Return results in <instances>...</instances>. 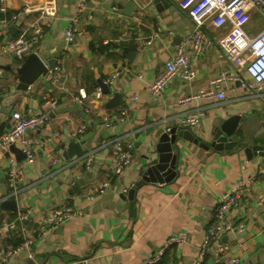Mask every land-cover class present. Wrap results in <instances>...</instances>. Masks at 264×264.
I'll list each match as a JSON object with an SVG mask.
<instances>
[{"label": "crops", "instance_id": "crops-1", "mask_svg": "<svg viewBox=\"0 0 264 264\" xmlns=\"http://www.w3.org/2000/svg\"><path fill=\"white\" fill-rule=\"evenodd\" d=\"M172 1L158 13L150 0H87L68 43L64 32L76 14L77 0H57V13L35 49L45 65L52 59L55 65L25 91L17 89L23 61L0 53V135L10 128L15 111L25 117L50 112L48 121L23 135L34 155L32 163L0 152V203L9 199L16 206L14 211L0 210V223L15 225L0 235V249L33 241L0 264H27L30 259L37 264H141L160 250L155 264H196L203 247L201 264H228L232 257L239 259L238 264H264V157L248 160L237 149L216 151L178 136L175 177L138 186L132 212L129 209L127 193L141 178L147 158L156 156L155 142L168 128L183 130L178 127L183 114L202 109L197 126L189 131L207 141L219 117L264 108V87L261 97H255L232 80L221 84L227 102L180 103L207 89L224 67L215 45L191 61L192 80L174 77L158 96L151 95L150 83L193 29L180 0ZM128 3L133 6L126 11ZM8 5L0 20L19 8L18 0H8ZM262 23L252 12L247 32L253 35ZM22 25L0 23V41L14 38ZM204 29L212 38L223 31L210 21ZM115 72L116 78L107 84ZM100 83L109 86L108 94L102 93ZM81 96V103L76 102ZM116 139L132 144V160L120 174L109 175L111 144ZM73 144L79 145L82 155H76ZM14 147L21 150L24 145ZM17 164L23 178L14 190L7 172ZM248 180L252 183L229 214L235 229L204 245L219 195ZM64 207H71L74 215L38 235L39 220ZM183 232L188 233L184 243L167 245L170 237Z\"/></svg>", "mask_w": 264, "mask_h": 264}, {"label": "built area", "instance_id": "built-area-1", "mask_svg": "<svg viewBox=\"0 0 264 264\" xmlns=\"http://www.w3.org/2000/svg\"><path fill=\"white\" fill-rule=\"evenodd\" d=\"M18 2L19 8L11 12L8 19L0 20V23L23 25L20 26L18 34L14 38L0 41V53L23 61L28 54L36 53V46L44 35V29L50 26L53 17L57 13L58 5L57 0H18ZM86 2L87 0H77L76 14L64 32L68 43L74 39V35L78 30ZM8 6V0H0V14H5ZM179 7L188 14L193 29L184 42L177 47L175 53L165 61L162 71L150 83L149 92L151 95L158 96L174 77L186 81L192 80L195 71L191 66V61L203 54L210 46L215 45L224 59V67L211 79L210 86L207 89L198 90L193 95L181 100L180 103H188L190 99L227 102L225 90L221 87L222 82L225 80L236 81L241 87L248 89L252 96L261 97L260 91L264 87V25L259 30L256 29L253 35L247 32L246 25L252 12H255L264 22V0H180ZM208 21L211 22L212 27L223 29V31L212 38L204 29ZM117 74V72L112 73L106 79V83L111 84ZM82 98V96L76 97L75 101L81 103ZM120 113L124 115V110L121 109ZM202 115V109L189 111L178 119V127L187 130L193 129L197 126ZM49 117L50 112L26 117L20 112H13L10 128L0 135V152L9 151L10 147L22 143L24 145L21 149L25 154L24 161L32 163L34 155L26 147L27 141L23 139V135L27 130L43 125L49 120ZM106 126H109V122L106 123ZM83 129V126L80 127V132ZM169 129H166V131ZM111 149L112 158L107 170L109 175H118L131 163L132 144L116 139L112 142ZM13 161L10 159L11 164H14ZM89 164L90 159L87 158L86 165L89 166ZM7 178L10 186L16 190L23 178L21 165L11 166L7 172ZM250 183H252V180L237 183L219 195L215 207L214 221L206 230L204 245H208L214 240L218 241L227 232L235 229L229 219V214L232 209L239 205L240 199ZM106 185L104 183L98 193H102ZM86 198L92 200L93 195H87ZM73 215L74 210L71 207L55 209L39 220L38 235H43L46 231L54 229ZM27 216V212L21 215L22 218ZM14 227V222L2 221L0 223V235L5 229H13ZM187 236V232L178 233L169 238L167 245L184 243ZM32 242V239H25L16 247L5 250L0 249V262L28 248ZM225 249L221 247L222 252ZM161 253L160 250L141 264L157 263L160 260ZM205 254L206 248L203 247L199 252L196 264L203 262ZM238 263L239 259L235 257L228 260V264Z\"/></svg>", "mask_w": 264, "mask_h": 264}, {"label": "water", "instance_id": "water-1", "mask_svg": "<svg viewBox=\"0 0 264 264\" xmlns=\"http://www.w3.org/2000/svg\"><path fill=\"white\" fill-rule=\"evenodd\" d=\"M172 0H150V7L158 13L164 8L172 6ZM133 6V3L126 5V11ZM55 60H50L46 65L41 61L36 53L28 54L19 68V80L17 89L25 91L41 77L47 69H52ZM47 66V67H46ZM102 93L108 94L110 88L104 83H100ZM116 97V95H115ZM264 104V102H263ZM196 143L203 148H211L216 151L239 150L249 160L255 156L264 157V108L257 112H241L228 117H219L217 123L212 125L209 132V140L201 141L187 129L179 130L175 127L164 131L154 144L156 156L147 158V163L142 167L141 178L129 189L127 201L129 209L133 210L134 193L138 186L143 183H164L171 181L177 174L178 156L174 150L177 137ZM76 155H82V150L77 144L72 145ZM17 159H23L25 154L16 147L9 148ZM94 165H92L93 168ZM14 200L5 199L0 203V210H15ZM27 264H37L33 260H28ZM89 264V263H88Z\"/></svg>", "mask_w": 264, "mask_h": 264}, {"label": "rangeland", "instance_id": "rangeland-1", "mask_svg": "<svg viewBox=\"0 0 264 264\" xmlns=\"http://www.w3.org/2000/svg\"><path fill=\"white\" fill-rule=\"evenodd\" d=\"M264 25V23H262V25H257V29L259 30V28H260V26H263Z\"/></svg>", "mask_w": 264, "mask_h": 264}]
</instances>
